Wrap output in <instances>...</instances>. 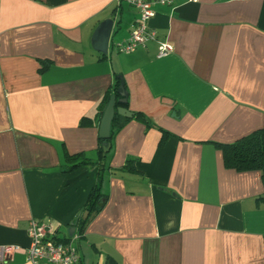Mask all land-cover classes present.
I'll return each mask as SVG.
<instances>
[{
    "label": "crops",
    "instance_id": "1",
    "mask_svg": "<svg viewBox=\"0 0 264 264\" xmlns=\"http://www.w3.org/2000/svg\"><path fill=\"white\" fill-rule=\"evenodd\" d=\"M153 9L172 45L161 56L155 40L114 48L139 18L126 0H0V248L16 246L0 264H46L27 257L29 221L67 239L96 184L79 264H264L260 171L226 167L214 144L264 124V0ZM107 18L103 54L92 36ZM116 77L148 123L120 114L100 156L98 107ZM77 153L89 161L70 170Z\"/></svg>",
    "mask_w": 264,
    "mask_h": 264
},
{
    "label": "built area",
    "instance_id": "2",
    "mask_svg": "<svg viewBox=\"0 0 264 264\" xmlns=\"http://www.w3.org/2000/svg\"><path fill=\"white\" fill-rule=\"evenodd\" d=\"M136 8L139 18L130 31L129 37L124 42H117L114 48L118 52H133L138 46L144 45L149 40H155L158 45V55H165L172 50V45L165 40H159L154 28L149 21L154 16L153 3L166 0H126ZM168 1V0H167ZM27 234L29 245L26 249L27 257L32 263L44 262L46 264H79L77 243L80 233L74 228L67 239L56 236L54 231L36 219H31L28 224ZM16 246H2L0 248V260L10 256Z\"/></svg>",
    "mask_w": 264,
    "mask_h": 264
},
{
    "label": "trees",
    "instance_id": "3",
    "mask_svg": "<svg viewBox=\"0 0 264 264\" xmlns=\"http://www.w3.org/2000/svg\"><path fill=\"white\" fill-rule=\"evenodd\" d=\"M47 66L48 65L45 63L40 70H45ZM119 85L120 80L118 77H116L113 87L110 89V91L105 94L98 107V117L102 116L104 109L107 106V103L112 94L116 95V107L119 105H123L126 107L127 102L121 104L118 101V99L121 98L120 95L117 93ZM132 117L137 120L148 123L147 118L140 112H132ZM120 118H122V116L115 111L114 117L111 122L109 137L98 138L100 142L98 147V153L100 156H102L106 152V149L102 146V144L105 141H110L111 137L115 132L114 127L116 125V128L121 127L127 120V118H123L122 120H120ZM86 119H88L89 123H92L91 119ZM214 144L218 149H220L222 153L223 163L226 167L235 169L237 171L258 170L260 171L262 182H264V124H262L260 128L254 130L253 132L244 135L240 138H237L232 142H214ZM66 159L67 162L70 164V170L81 165L82 163L89 161V159L86 158L83 153L67 155ZM129 164L132 165L131 161H129L128 159L126 161V167ZM261 197L264 198V195H262ZM101 201V194L98 190V184H96L92 188L84 206L85 214L74 224V227L80 233V237L83 234V223L98 212L101 207ZM106 264H119V262L115 258L108 256Z\"/></svg>",
    "mask_w": 264,
    "mask_h": 264
},
{
    "label": "water",
    "instance_id": "4",
    "mask_svg": "<svg viewBox=\"0 0 264 264\" xmlns=\"http://www.w3.org/2000/svg\"><path fill=\"white\" fill-rule=\"evenodd\" d=\"M112 27H113V20L111 18L104 19L96 27L92 36V45L94 49L97 50L98 52L106 54ZM117 93L121 96V98L118 99V101L121 104H124L126 102L127 94L124 89L122 80L120 81V85L118 87ZM115 111L126 117H132V111H130L125 106L119 105L116 107V95L112 94L100 119L99 131H98L99 137L101 138L109 137L111 122L114 117ZM73 231H74V226L70 228L69 235L72 234Z\"/></svg>",
    "mask_w": 264,
    "mask_h": 264
}]
</instances>
